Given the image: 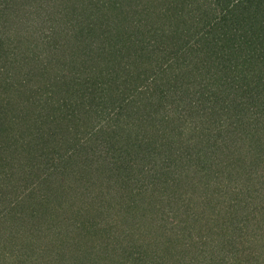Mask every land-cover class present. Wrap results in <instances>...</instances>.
<instances>
[{"label":"trees","instance_id":"trees-1","mask_svg":"<svg viewBox=\"0 0 264 264\" xmlns=\"http://www.w3.org/2000/svg\"><path fill=\"white\" fill-rule=\"evenodd\" d=\"M28 1L0 0V31L8 30L13 37V29H17V39L23 41L20 44L13 41V44L17 45L19 51L26 48L34 51L26 57L20 56V52L19 58L16 56L18 52L8 48V40L0 34V218L5 206L15 203L12 198L6 203L5 197L6 194L8 196V186L22 187L15 184L20 177L24 180V193H29L34 184L37 186L42 178L46 179L50 175V171L61 172L63 167L82 165L84 168L88 166L89 172L84 174L87 180L105 185L102 176L103 173L107 174L108 169H102L101 174L96 175V171L103 168L98 154L114 150L113 147H116V151L120 149L117 154L123 159L118 168H125L128 173L135 171L134 166L138 167L139 174L130 176L131 172L129 182H137L139 175V181L143 179L150 182L147 172L171 173V161L168 166L164 164L160 168H157L158 165L147 167L149 162L141 161L145 159L146 153L153 154L151 151H142L145 145L138 143L137 148L132 146V153L127 149L131 146L129 139L133 135L137 139L142 135L149 137L152 131L154 134L159 129L153 118L158 107L165 103L163 99H157L161 93H167L161 90V83L177 82L172 85L175 88L173 93L168 94H177L168 100L173 101L175 108H181L185 103L189 105L194 96L197 98L196 91L205 95L210 87V83L196 82L197 75L191 67L190 57L194 50L191 38L197 36L212 48L214 54H219L222 78L226 77L225 72L231 75L228 74L223 83H215L217 91L213 92V98H203V110L198 104L192 106L189 116L195 112L192 119L197 126H191L184 137L189 146L194 140L200 147L196 149L192 145L193 151L191 147L184 146L190 153L183 150L180 155L175 154L181 156L186 152V163L189 167H201L199 173L210 176L211 169H214L216 179L227 173L230 182L236 183L237 187L227 185L222 189L227 205L223 204L220 209L208 197L204 207L190 206L187 214L189 219L186 218L188 223L183 233L197 235L199 241L204 240V245L213 241L214 249L200 252L199 241L193 249L199 257L206 258L204 264H264V0H159V4L165 5L162 16L166 22L154 17L145 22V16H152L151 11H157L155 8L149 11L146 5L142 10L139 9L137 4L144 0H104L103 5H100L103 8L101 11L97 1L56 0L57 8L53 10L62 12L61 20L71 21L68 25L71 33H64L67 21L59 23V19L54 22L50 19L48 24L49 37L61 32L63 46L68 44L72 49L71 56L61 57L63 62H60V56H51L49 46L40 50V44L35 43V50L29 48V43H25L28 41L19 33L24 27L23 21H17L16 17L13 19L15 15L11 14L18 13ZM192 4L196 5L200 13L190 7ZM93 7L99 9L96 14H93ZM189 7L191 15L186 10ZM117 8L120 10L115 14L118 22H114V26L118 24L120 30L111 35L109 30L103 28L102 22L105 19L106 26L112 25L107 20L110 18L108 9ZM5 17L8 20L6 25L2 23ZM78 17L82 18L81 22ZM93 17L102 22L95 21ZM16 22L21 25H16ZM199 26L198 31L196 28ZM7 36L10 37L9 33ZM234 64H237L236 70L231 68ZM197 70L199 73L205 71ZM169 73L171 77L165 82L163 78L169 77ZM62 78H65L64 82L60 81ZM220 86L224 88L223 95L219 94V91L222 92ZM189 88L194 89V93L187 100L185 94ZM222 114L223 122L220 120ZM206 115H210L209 122L216 126L225 125L226 130L225 133H215L214 137L217 138L207 136L214 143V149L209 150L201 144L207 133H204V128L198 127L205 125ZM127 116L135 117L138 129L134 130V120L132 122ZM148 120L152 121L146 123ZM143 122L149 126L145 127ZM150 128L152 131H149ZM79 134L84 138L79 137ZM221 139L228 140V143H223ZM42 141H48L49 144L47 142L44 145ZM89 149L94 154L84 159L83 154ZM193 152L195 154H191ZM80 157L84 162L80 163ZM93 160L99 165H94ZM215 160L218 161L212 163ZM39 169L43 171L41 175L38 174L41 171ZM209 180L212 181L210 177ZM2 184L4 188L7 185L5 197H1ZM43 184L44 188H54L53 184V187L49 186L48 180H42L39 185ZM211 185L213 189L210 192L213 194L217 187L213 183ZM23 191L19 193L21 196ZM89 197L84 195L83 200ZM102 210L99 201L88 215L87 211L83 215L87 217L86 221L83 220L84 224L68 213L62 218L63 223H69L68 228L56 224L52 235L58 229L66 231L67 228L70 231V224L73 223L72 228H78L79 232L77 241L72 237V243L86 246L84 249L87 253L79 261L74 256L75 259L66 264H107L106 260L122 264L124 258L127 260L125 264H153L145 248L128 250V244L117 245L122 244L121 239L115 246L103 239L104 233H98L97 230L107 222V213ZM117 210L110 218L114 222H121L127 212L124 209ZM116 211L118 219L115 218ZM94 212H100L97 220ZM219 215L224 220H217ZM190 218L195 221L194 228H188ZM146 222L153 224V221ZM133 226L131 221L129 227ZM94 239L100 241L94 242ZM242 239L249 242L245 243ZM258 241L263 244L259 245ZM177 243L181 244L183 252L187 251V242L177 240ZM219 245H222V249L218 248ZM15 248L13 245L10 247ZM17 250L19 252L11 251L7 258L10 261L6 264H12L19 258L20 251L24 252L23 246ZM45 253L49 255L46 250L30 251V261L33 264H57L61 260V254L59 259L53 261ZM197 255L193 253L191 260H184L183 264H194ZM0 261V264L6 262Z\"/></svg>","mask_w":264,"mask_h":264},{"label":"rangeland","instance_id":"rangeland-1","mask_svg":"<svg viewBox=\"0 0 264 264\" xmlns=\"http://www.w3.org/2000/svg\"><path fill=\"white\" fill-rule=\"evenodd\" d=\"M55 1L56 0H30L28 1V4L21 6L23 9H21L18 13L10 14L12 16L15 15L13 16V19L16 17L17 21H23L22 25L24 27L21 26V31L18 32L26 38L25 40H27L28 42L25 43H29V48H33L35 43L40 44V50H42L44 47L49 46V50H51V56L54 55V57L57 58L60 56V62H63L64 59H62L61 57L63 56L64 58H66L69 55L71 56L72 49L68 46V44L63 46L64 37L62 38L61 32L56 35L54 34V37H49L50 33L48 24L50 19L53 22L59 19V23L67 21L64 27V29H67L64 30V33H71V29L70 32L68 31V25L71 24V21L70 19L61 20V17L63 16L62 12L58 13L53 10L57 8ZM87 1L89 2V0H86V2ZM92 1H97L98 3H100L98 4L99 6L103 5L104 3V0ZM159 3V0H144L143 2L137 4V7H139V9L141 10L145 8L146 5V9H148L149 11L151 8H155L154 10L157 11H151L150 15L152 16H149V14L145 16V22L148 21L151 17L166 22V19L162 16V11H165V5H161ZM190 7L192 9L195 8L196 13H200L198 9L196 10L195 4L190 5ZM190 7L189 9H186L189 11V15H191ZM101 9L103 8L100 6V11ZM119 10L120 9L118 8L115 10L108 9V17L110 18L107 20L109 24L112 23V25L106 26L107 21L105 23V19H103L104 22H102V20L99 21V18H93L96 19L95 21L97 22H102L104 26L102 27L109 30V33L111 35H114L116 33H119L120 30V27H117L118 24L114 26V22H118V20H116L115 14H117ZM98 11L99 9L93 7V14H96V12ZM77 15L79 16L80 14L77 13ZM4 19L5 20L2 23L6 25L8 20L6 19V17ZM78 21L81 22L82 18L78 17ZM16 25L20 26L21 23L16 22ZM196 29L199 31L200 26ZM13 30H15V35L13 37L8 30H6L5 32L2 30L0 31L1 36L8 40L7 47H11V49L14 48V51L18 52L16 55L18 57L20 55V52H22L20 56H31L34 53L32 49L26 48L19 51L17 45L13 44V41L19 44L23 41V39L21 41H18L17 37L19 34L17 33V29ZM8 33L11 38L7 36ZM192 38L191 42L194 45V50L192 51L190 57L192 60L190 59V61L191 67L193 68V70H195V73L197 75L196 82L210 83V87L207 88L205 95H200L199 92L196 91L195 94L197 95L198 100L195 96L194 98H192L194 89L191 90L189 88L185 95L187 97V100H190L192 98L189 101L192 104L189 103V105H187L185 103L181 106V108H175L173 101L169 102L168 100H172L177 94H174L175 96H168V94H170L171 92L173 93L175 88H173L172 85L177 82L161 83V90L167 91V93L165 95H162L161 93L160 96H157V99H163L165 103H162V105L158 107V110H156L155 118H153L159 129L155 130V133L153 134L154 131H152V129L150 128L149 131L152 132L148 135L149 137H145L144 135H142L137 139L136 136L133 135L132 139H129L131 146L127 149L132 153V151L134 150L132 146L137 148L138 143L140 145L142 144L143 146L145 145L146 147L142 151H151L153 153H146L145 159L141 160L149 162L147 167L158 165L157 168H160L164 164H167L168 166V163L171 161L169 165L173 166V171L166 174H161L160 171H156L157 174H155L154 171L151 172V174L147 172L146 176L150 177L148 178L150 179V182H145L143 179L139 181V179H141L140 175L137 178V182H132V180H130L129 182V174L132 171H129L127 173V170L125 168L120 169L117 167H121L120 163L123 161V159L121 158V156H119V154H117V151L120 153V149L118 148L116 151V147H113L115 148L114 150H107L104 153L98 154L101 159L99 163H101L103 168H101L100 170L98 169L96 171V175L101 174L102 169H108L107 174L105 175V173H103L102 176V179L106 183L103 186H100L99 181H97V183H93L90 180H87V176H85L84 174L87 175L89 169L88 166L84 168V166L82 165H80V167H78V165H74V167H63L61 172L56 170L50 171V175H48L46 179L42 178L39 184L42 183V180H48L49 186L53 187L52 184L54 185V188L52 190L47 187V189L44 188V184L43 186L39 184L35 186L34 184L30 188L32 190L29 191V193L28 191L24 193V180L20 177V179H18V182H16L15 184H18V187L22 186L20 187L21 189L16 188L17 186L15 188H13L12 186H8L7 189L6 185L5 188L9 191L7 196V190L2 184L1 188L3 192H1V197H3L2 195H4L5 197L6 194V203L11 198L15 201V205L12 204L5 206L4 210H2L0 218V260L6 261L3 264H6L10 261L7 260V258H9L11 251L16 250V252H19V250L17 249H20V247L22 246L24 252L21 253L20 251L19 258L14 260L12 264H33V261H30L32 258H30L29 255V252H33V250H35L36 252L40 250L49 251V255L47 256L46 253L45 255L49 260L53 261L55 259H59L61 254V260H59V262H56L57 264H66L68 262L70 263L75 259L74 256L78 257L75 260L79 261V259L87 253V250L84 249L86 248V246L80 247L78 244L72 243V237L75 241H77V232H79L78 228L77 230L72 228L73 223H71V230L68 231L67 226L69 225V223H63L62 218L68 213L79 221L82 220L81 222L82 224H84L83 220L86 221L87 217H83V215H85L86 211L88 212V215L90 211L95 207V204H98L99 201L101 203L102 209L107 213V216H105V222H107L102 226L100 225L97 230L98 233L99 231L101 233H104L103 239L109 241L114 246L118 243L117 241L121 239L123 240L120 241L122 244L118 243L117 245L123 246L128 244V250L134 248L143 250V248H145L146 250H148L147 254L149 255V257H151L153 264H183L184 260H191L193 253H195V255L198 254L196 250H193L195 244L197 243V241H199L198 236H194L193 234L189 233H183V228L188 223L186 218L189 219L187 215L189 213V207H204L206 201H208V197L211 199V203L213 205L216 204L220 209V206L226 204V201H224L223 199L224 194L221 193L222 189H225L227 185L231 187H237V184L230 182L227 177V173L220 175L219 179L217 177V180L216 176L214 175V169H211V175L208 176L207 174L198 172L201 170V167L197 168V166L195 165L193 167H189L186 163V152H190H188L184 147L189 146L187 141H185L184 135L188 133L189 130H191V126L194 128L197 126V123H195L194 119H192L194 118L195 112H191V117L189 116V113L192 110V106L195 107V105L198 104L200 106V109H202L204 107L202 105L203 98H205L206 96L213 98V92L217 91V88H215V86L218 85V83H223L224 80L227 79L228 74L231 75L230 72H225L226 77L222 78L224 76L222 74V71H220L219 69V67L221 68V59L218 58L219 54H214L212 48L208 45L206 46L205 42L200 41L197 36H193ZM50 40H53L54 42H50ZM33 49L35 50V48ZM195 50L197 51L195 52ZM95 62L97 63V61ZM235 66H237V64L231 65V68L235 69ZM240 66L242 67V65ZM95 67L97 68V66ZM197 69H202L205 71L199 73ZM59 73L60 71H58L57 76ZM170 77L171 74L169 75V77L163 79L165 82H167ZM65 78L60 79V81L64 82ZM191 88H193V86H191ZM220 90L222 92L219 91V94L222 93L223 95L224 88L220 86ZM210 112L211 111H209L208 113L210 114ZM113 115L115 114L113 113ZM215 115L218 117L217 113H215ZM222 116H224V114H222L220 117L221 122H223ZM128 117L129 116H127V118ZM206 118L207 119L205 120V125L202 127L198 125V127L204 128V133H207L205 139L202 140L201 144L206 150H209L210 148L214 149V146H212L214 143L211 139L217 138V136L214 137V135H216L215 133H225L226 130L225 125L220 124L216 126V124L209 122L208 119L210 118V115H206ZM128 119L132 122L134 120V130L138 129L136 126L137 124H135V117L131 116V118ZM149 121L152 120H148L146 123H148ZM146 123L144 126H149ZM209 135L211 136L209 137L211 139L207 138V136ZM79 137H82V135L79 134ZM152 140H155V142H153L154 144L152 143ZM221 140H223V143L225 144L228 143V140L226 139ZM47 142L48 141H42L44 145ZM194 143L195 141L193 140L192 142H190L191 146H189L193 151L194 148H192V145L195 146L196 149L200 147V145ZM219 143H221V141ZM47 144H49V142ZM168 144L169 146L167 147ZM147 145H149V147ZM183 150H185L186 152L181 156H178L182 153ZM92 152L93 151L91 149L86 151V154H83L84 159L89 157V155L93 156L94 153ZM175 152L176 154H178V157L176 156ZM191 154L195 153L193 152ZM67 155H70V153H68ZM140 155L141 157L144 156L141 152ZM218 156H215V158H217ZM177 158L179 159V161L177 160ZM82 159L83 158H81L80 163L84 162V159L83 161ZM93 161L94 165H99L96 160ZM217 161L218 160H215L212 163H215ZM136 168L138 167L134 166L135 171H133L130 176H137V174H139ZM169 169H171V166H169ZM39 170L41 171L38 174L41 175V172L43 171L42 169ZM75 173L77 175H75ZM82 173L83 175H81ZM196 173L198 174L196 175ZM106 177L107 179H104ZM209 177L212 181L209 180ZM3 183L6 184L5 182ZM211 183H213V185L217 187V190H215L213 194L210 192L213 189ZM22 191L24 194L21 196V194L19 193ZM84 195H88L90 197L84 201ZM54 199H56V202ZM116 207L119 210L124 209V211L128 213H126L124 219H121V222H114L110 218L111 214H114V210L117 209ZM117 211L115 212L116 219H118L116 217ZM102 213L104 214V212ZM99 214L100 212H94V218L96 215V220L97 217H99ZM98 219L100 222L101 219ZM147 220L153 221V224H151L152 222H146ZM190 220L191 221L188 224V228H194L195 221H192L193 219L191 218ZM217 220L222 221L224 220V218L219 215V217H217ZM131 221L133 222V227H129V223ZM56 224H62V228L64 226L67 227L66 231L64 229L57 228L58 230L56 232L58 234L55 232L52 235L51 233L56 229ZM88 225L91 224L88 223ZM217 229L219 230V228ZM90 237L93 238L92 236ZM249 238L251 237L249 236ZM98 240L99 239H94V242H99L100 240ZM177 240H182L184 241V243L187 242V251L184 250L185 252H183L182 246H180L181 244L177 243ZM67 241L71 243H67ZM203 241H199V243H197L200 246V252H202L203 250L209 251L210 249L215 248L213 241L208 245H204ZM244 241H246L245 243L249 242L248 240H243V242ZM262 241L264 242V240ZM263 242L258 241L257 243L261 245L263 244ZM12 245L17 248L10 249ZM35 245H37L36 248H34ZM169 247L171 249H169ZM221 247L222 245L218 246L219 249H222ZM195 257L196 260L193 261L194 264L205 263L206 258H202V256L199 257L198 255ZM126 261V258H124L121 263L125 264ZM106 263L117 264L118 262H114L113 260H106ZM45 264L53 263L48 262Z\"/></svg>","mask_w":264,"mask_h":264}]
</instances>
